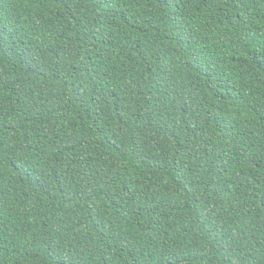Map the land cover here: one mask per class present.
<instances>
[{"label":"trees","instance_id":"1","mask_svg":"<svg viewBox=\"0 0 264 264\" xmlns=\"http://www.w3.org/2000/svg\"><path fill=\"white\" fill-rule=\"evenodd\" d=\"M0 264H264V0H0Z\"/></svg>","mask_w":264,"mask_h":264}]
</instances>
